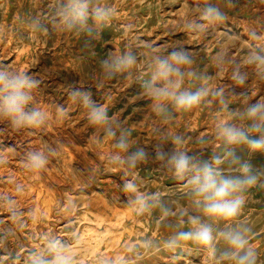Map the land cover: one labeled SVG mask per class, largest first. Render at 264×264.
<instances>
[{"label":"rangeland","instance_id":"374dc122","mask_svg":"<svg viewBox=\"0 0 264 264\" xmlns=\"http://www.w3.org/2000/svg\"><path fill=\"white\" fill-rule=\"evenodd\" d=\"M62 2L0 0V63L41 80L34 97L47 114L46 124L39 128L16 129L0 120V264H29L30 253L44 249L49 239L65 243L75 264H211L194 246H186L178 255L159 250L165 239L186 230L187 225L181 229L178 216L162 218L158 209L134 215L122 185L130 180L142 192H159L173 211L187 203L183 186L154 159L131 170L114 165L109 159L115 151L114 141L88 123L85 110L70 101L66 88L74 85L90 91L95 101L107 105L110 116L117 115L131 129L134 146L153 156L160 134L182 133L188 138L190 154L208 158L218 147L213 136L220 114L218 103L177 114L163 123L142 95L141 82L148 78L152 56L149 48L159 51L184 45L193 55V69L211 76L226 93L234 87L229 77L238 64L240 71L249 74L253 95H264V83L258 81L255 69L243 63L250 46L264 47V0H238L231 9L212 0L228 14L229 23L205 33L186 27L199 19L192 9L202 0H92L93 6L112 10L99 39L60 31L55 9ZM33 21L43 23L47 31L36 30ZM251 31L261 39L253 40ZM128 50L138 61L132 78L125 74L98 82L102 61L110 53ZM221 51L229 53L234 62L224 73L217 65ZM229 100L230 107H242L235 97ZM61 107L64 115L58 111ZM154 129H160V134ZM201 137L209 143H197ZM36 150L49 156L48 165L39 171L25 163L27 154ZM235 150L247 159L244 146ZM252 163L264 170V157L259 154ZM260 182L264 183V176ZM236 222L251 229L249 239L258 253L257 264H264V188L257 186L246 193L245 207ZM214 227L222 229L224 222Z\"/></svg>","mask_w":264,"mask_h":264},{"label":"clouds","instance_id":"9594fccd","mask_svg":"<svg viewBox=\"0 0 264 264\" xmlns=\"http://www.w3.org/2000/svg\"><path fill=\"white\" fill-rule=\"evenodd\" d=\"M219 3L231 9L236 7L238 0H219ZM192 12L198 13L199 19L189 21L186 27L194 33H205L229 23L228 14L212 0H202ZM55 16L59 18L56 27L60 31L99 39L112 17V10L93 6L92 0H63L55 9ZM33 27L47 31L40 21H33ZM250 36L253 40L261 39L255 31H251ZM149 51L152 56L147 67L148 78L141 82L142 95L149 100L151 112L163 123L174 120L177 114L213 101L218 103L220 114L213 129L218 147L210 157L204 158L202 153L190 154L188 138L182 133L160 134V129H154L160 134V143L153 156L144 148L134 146L131 129L125 127L117 115L110 116L107 105L95 101L90 91L67 85L70 101L85 110L91 126L114 141L115 151L109 157L114 165L131 170L154 159L173 181L183 186L187 203L173 211L164 204L159 192H142L130 180L122 185L121 191L128 196L127 207L134 215L142 216L158 209L162 218L178 216L181 229L187 225L186 230H178L165 239L158 246L159 250L178 255L186 246H194L211 264H257L258 253L249 239L251 229L236 221L245 207L246 193L257 186L264 188V183L260 182L264 170H258L252 163L257 154L264 157V95H253L249 74L240 71L238 64L234 65L229 77L234 87L226 93L211 76L200 75L193 69V55L184 45L177 43L163 50L149 48ZM137 63V56L131 50L110 53L101 63L98 82L125 74V78L131 79ZM243 63L253 67L258 81L264 83V47L250 46ZM233 64L229 53L221 51L218 54L221 73ZM40 83V79L27 71H14L0 63V120L8 121L16 129L44 126L47 114L37 106L34 97ZM237 88L243 91L237 92ZM230 96L239 100L242 107H230ZM58 111L65 114L62 107ZM165 143H171L172 147L165 149ZM197 143L207 145L209 139L201 137ZM238 146L247 149V159L237 153ZM25 163L30 170L39 171L48 165L49 156L41 150L31 151ZM220 222H224V227L215 228ZM221 243L223 247H219ZM29 264H75V257L69 254L65 243L49 239L44 249L30 253Z\"/></svg>","mask_w":264,"mask_h":264}]
</instances>
